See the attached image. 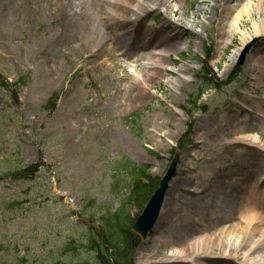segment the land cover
Returning <instances> with one entry per match:
<instances>
[{
	"label": "rangeland",
	"instance_id": "obj_1",
	"mask_svg": "<svg viewBox=\"0 0 264 264\" xmlns=\"http://www.w3.org/2000/svg\"><path fill=\"white\" fill-rule=\"evenodd\" d=\"M212 3L186 0L180 21L181 10L173 16L160 7L132 23L137 40L144 32L157 39L176 25L181 32V44L169 49L164 74L135 100L128 84L132 60L142 67L140 50L116 55L120 45L97 21L68 43L56 37L68 4L105 14L107 0H0V80L5 84L0 86V264H110L89 247L86 233L98 229L102 213L119 208L137 238L133 264H140L137 253L151 249L158 230L156 223L145 230L137 219L163 179V204L176 196L178 206L211 184L215 192L224 191L223 204L242 177L237 173L260 175L250 159L264 160V155L233 139L258 132L264 141L255 117V104L261 103L255 99L264 102V86L258 83L264 77L256 66L251 75L245 60L247 53L264 52V34L243 46L239 34L221 44L218 22L225 0H217L214 10ZM199 6L213 17L201 40L191 37L188 24L203 17L194 15ZM165 15L170 20L161 27ZM259 15L264 18V12ZM259 15H243L240 27L250 30ZM122 35L125 44L132 40ZM98 44L111 56H95ZM32 56L50 71L49 86L40 89ZM230 58L234 63L226 68ZM66 101L63 116L59 109ZM205 116L211 123L200 129L198 119ZM61 117L65 120L57 125ZM131 164L141 166L144 175L129 174ZM23 169L24 176L13 175Z\"/></svg>",
	"mask_w": 264,
	"mask_h": 264
},
{
	"label": "bare ground",
	"instance_id": "obj_2",
	"mask_svg": "<svg viewBox=\"0 0 264 264\" xmlns=\"http://www.w3.org/2000/svg\"><path fill=\"white\" fill-rule=\"evenodd\" d=\"M63 1L54 0L56 4ZM185 1L107 0L109 10L105 14L96 13V11L89 14L77 5L68 4L67 8L64 7L61 11L63 21L60 29L58 28L56 37L68 43L73 41L80 32H83L90 22L97 21L105 28V31H108L106 28L111 29L107 33L108 39H113L120 45L115 52L116 55L127 53L128 50H140L142 67L137 69V64L132 60L130 66L133 73L129 76L128 84L131 97L138 100L147 94L148 87L164 74V66L170 63L169 49H177L181 44V32L176 25L170 31L160 32L157 39L147 37L144 32L143 37L137 40L138 35L131 29L132 23L144 14L155 13L160 7H164V11L173 16L177 14L178 10H181L182 13L176 19L180 21L183 19ZM197 1L205 4L210 0ZM215 6H218L217 0L211 4L212 10ZM129 12L133 17H126ZM253 12L258 15L264 12V0H225L218 22L219 33L224 37L220 43L224 44L225 41H229L239 34L243 46L250 39L263 35L264 18L260 15L259 20H253L250 30H243L240 27L242 16L252 15ZM198 13H202L203 17L199 21L189 20L188 24L192 28L191 37L201 40L202 32L213 17L206 15L207 8L204 6H199L194 15L197 16ZM169 20V16L165 15L160 26H166V22ZM194 26H200V30L193 29ZM116 28H119L122 33H117ZM125 33L129 34V39H132L126 44L121 37ZM238 51L239 49L236 50V52ZM99 55L111 56V50L107 52L101 44H98L95 56ZM233 58L235 59V55ZM233 58L226 62V68L234 63ZM30 59L40 73V89L49 86L52 83L50 71L44 69L42 61L33 58V56ZM246 59L250 60L249 73L254 75L253 68L256 66L260 73L259 77H264V52L257 55L247 53ZM179 72L182 75L186 73L184 69H180ZM183 81V79L180 80L174 87L180 88ZM258 83L264 86L261 78ZM248 98L252 100V96ZM255 100L264 104L261 99ZM261 103L256 102L255 104L256 110L259 111L255 117L259 129L264 130V105ZM68 107L69 101L64 102L60 106L59 113L64 116ZM64 120L65 118L61 117L55 123L58 125ZM210 121L209 117H200L197 125L202 129L211 123ZM115 134L119 137L124 136L120 132H115ZM225 139L230 140L227 137ZM233 143L253 147L258 153L264 155V141L261 140L258 132L236 137L233 139ZM250 163L257 168L260 167L262 170L260 175L253 179V176L248 172L237 173L242 177L237 178L239 181L233 182L230 194L232 198L223 204L220 203V199L224 191L215 192L212 184V187L208 185L201 188L200 191L194 190L196 196L183 198L185 200L178 206L174 201L176 196L172 201H164L156 222L158 230L156 239L151 242V249L139 250L137 253L138 262L140 264H264V160H255V157H252ZM182 180L179 178L177 183H181ZM186 180H191V178H186ZM220 184L223 183H219L217 186H221ZM178 188L181 189V186ZM195 210H198L201 216L198 217ZM181 211L184 214H179ZM194 212L196 213L194 214Z\"/></svg>",
	"mask_w": 264,
	"mask_h": 264
},
{
	"label": "trees",
	"instance_id": "obj_3",
	"mask_svg": "<svg viewBox=\"0 0 264 264\" xmlns=\"http://www.w3.org/2000/svg\"><path fill=\"white\" fill-rule=\"evenodd\" d=\"M207 55H209V53H207ZM236 73L237 72L230 74L232 75L231 80L235 78ZM206 75L207 73L205 72V76ZM208 77L206 78V80L209 82L211 79ZM2 85L5 84H2V80H0V86L3 87ZM202 94H204V91L201 90L194 98L193 102L195 106L196 102ZM140 168L141 166L131 164L128 169L129 174H133L137 178L139 173L142 171ZM26 171L27 170L23 169L21 172H14L13 175L17 177L24 176ZM134 187L131 188V192L133 191V193L135 191ZM150 189L151 187L149 188V190ZM135 193L133 196H135ZM133 196L132 199L134 198ZM99 221L100 226L98 227V229L93 230L92 228L89 229V231L86 233L89 247L91 249L97 250L98 253L100 252L101 254H97L102 259H105L107 263L133 264V255L135 247L137 245V238L133 234L129 222L127 221V219H125L123 208H119L114 211H105L101 214ZM108 250H110V252H108Z\"/></svg>",
	"mask_w": 264,
	"mask_h": 264
},
{
	"label": "water",
	"instance_id": "obj_4",
	"mask_svg": "<svg viewBox=\"0 0 264 264\" xmlns=\"http://www.w3.org/2000/svg\"><path fill=\"white\" fill-rule=\"evenodd\" d=\"M166 181V178L163 179L162 186L154 192V194L149 199L144 209L138 216L137 223L145 230L152 229L158 219L165 196Z\"/></svg>",
	"mask_w": 264,
	"mask_h": 264
}]
</instances>
